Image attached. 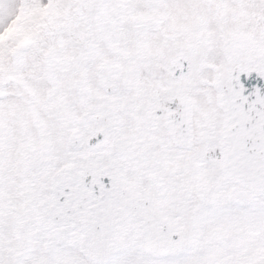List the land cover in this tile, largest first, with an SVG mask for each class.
<instances>
[{
	"label": "snow or ice",
	"instance_id": "obj_1",
	"mask_svg": "<svg viewBox=\"0 0 264 264\" xmlns=\"http://www.w3.org/2000/svg\"><path fill=\"white\" fill-rule=\"evenodd\" d=\"M0 264H264V0H0Z\"/></svg>",
	"mask_w": 264,
	"mask_h": 264
}]
</instances>
